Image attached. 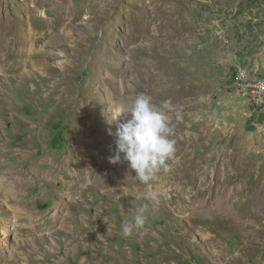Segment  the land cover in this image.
Here are the masks:
<instances>
[{
  "label": "rangeland",
  "instance_id": "rangeland-1",
  "mask_svg": "<svg viewBox=\"0 0 264 264\" xmlns=\"http://www.w3.org/2000/svg\"><path fill=\"white\" fill-rule=\"evenodd\" d=\"M239 70L264 78V0H0V264H264V104ZM139 93L174 107L158 207L108 162V109Z\"/></svg>",
  "mask_w": 264,
  "mask_h": 264
},
{
  "label": "clouds",
  "instance_id": "clouds-1",
  "mask_svg": "<svg viewBox=\"0 0 264 264\" xmlns=\"http://www.w3.org/2000/svg\"><path fill=\"white\" fill-rule=\"evenodd\" d=\"M174 111L170 101L165 100L160 105L152 102V97L139 93L128 102L117 103L108 109V121L115 125V131H109L113 136L110 146V164L126 163L130 172L141 184L149 190L142 194V198L149 201L153 207H158L166 194L151 188L150 182L161 171L167 172L176 152V139L172 117ZM176 119H180L179 113ZM136 199L140 195L132 192ZM145 207H140L131 221L125 222L122 235L127 238L135 230L143 229L146 224Z\"/></svg>",
  "mask_w": 264,
  "mask_h": 264
},
{
  "label": "built area",
  "instance_id": "built-area-1",
  "mask_svg": "<svg viewBox=\"0 0 264 264\" xmlns=\"http://www.w3.org/2000/svg\"><path fill=\"white\" fill-rule=\"evenodd\" d=\"M233 86L247 99L252 109H258L264 104V78L239 70L233 78Z\"/></svg>",
  "mask_w": 264,
  "mask_h": 264
},
{
  "label": "bare ground",
  "instance_id": "bare-ground-1",
  "mask_svg": "<svg viewBox=\"0 0 264 264\" xmlns=\"http://www.w3.org/2000/svg\"><path fill=\"white\" fill-rule=\"evenodd\" d=\"M50 31L52 30V28H49ZM44 34V33H43ZM27 38V37H26ZM18 43V41H17ZM29 43V40L27 41V44ZM27 58L28 59H37V58H45V59H51V56L49 57L48 54H46L45 52L43 53H33V51H27ZM48 69H51L50 67H47ZM53 70V69H52ZM2 187L0 186V194H2V192H4L3 189H1ZM5 193V192H4ZM3 195V194H2ZM6 195V193L4 194Z\"/></svg>",
  "mask_w": 264,
  "mask_h": 264
}]
</instances>
